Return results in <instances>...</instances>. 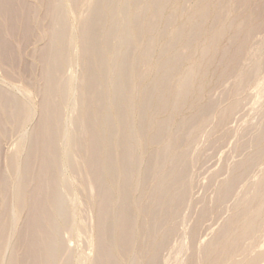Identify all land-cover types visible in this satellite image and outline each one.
Instances as JSON below:
<instances>
[{"label":"bare ground","instance_id":"obj_1","mask_svg":"<svg viewBox=\"0 0 264 264\" xmlns=\"http://www.w3.org/2000/svg\"><path fill=\"white\" fill-rule=\"evenodd\" d=\"M34 1H37L36 10L26 9L34 12L37 22L42 24L45 38V43L34 51L35 58L41 62L38 74L41 117L31 132L24 136L16 134L18 138L11 150L12 161L20 165L16 168L15 200L19 211L26 214L16 235L24 243L27 264H71L72 261L119 264L121 253L130 249L136 251L129 255L128 264H163L162 251L176 233L177 210L184 198L183 192L170 191L167 184L188 149L186 146L175 150L173 136L168 134L169 123L179 110L181 99L190 97V108L200 99L211 65L224 55L225 49L219 45L221 38L237 41V31L243 22L230 21L225 28L212 30L204 37L199 20L205 15L206 0H196L188 13L182 12L183 5L176 0H67L80 30L82 52L88 55L77 96L69 105L67 136V130L60 129L61 104L73 84L72 41L66 9L61 0ZM169 5L171 14L158 28L155 19ZM37 9L41 17L37 16ZM165 31L166 41L157 44L160 58L153 63L151 50L156 42L153 36ZM193 43L196 45L191 49ZM183 49L192 50L188 57L193 61L179 73ZM62 67L64 71L60 74ZM258 69L256 64L253 70ZM251 73L252 70L238 72L233 67L219 76L220 79L232 76L235 82L230 102L222 107L216 105L218 126L227 125L240 108L239 97ZM2 95L0 89V112L14 114L17 117L14 126L23 124L28 111L19 102L3 99ZM55 97H59L57 104L53 102ZM207 110L208 106L200 108L202 113ZM160 115L166 116L160 118ZM207 121L203 117L196 128L202 130ZM188 123L183 127H188ZM60 130L67 137L62 144ZM261 130L253 154L233 168L216 192L219 205H226L235 185L243 182L251 168L264 160V127ZM4 136L1 133L0 138ZM187 138L189 143L194 140L191 134ZM153 145L157 148L145 156V151ZM61 152L65 168L60 161ZM64 169L69 172V178ZM150 171L151 192H145L143 184ZM260 176L243 187L242 192H236L224 229L214 231L203 245L195 244L197 231H191L193 227L189 225L190 241L194 248L201 247L203 264H264V169ZM70 178L80 195V211L75 207L78 192L72 194L75 189L71 188L74 185ZM0 199L6 210L3 181ZM200 200L197 222L201 223L206 208L203 199ZM160 202L166 209L174 210L151 240L154 226L150 221L154 219L155 205ZM74 208L80 217L72 230ZM145 218L150 221L145 222ZM3 229L0 222V238ZM145 240L148 245L142 253ZM74 244L86 255L74 253V257ZM8 264L23 262L17 263L11 254ZM186 264L194 262L190 259Z\"/></svg>","mask_w":264,"mask_h":264},{"label":"rangeland","instance_id":"obj_2","mask_svg":"<svg viewBox=\"0 0 264 264\" xmlns=\"http://www.w3.org/2000/svg\"><path fill=\"white\" fill-rule=\"evenodd\" d=\"M176 1L183 5L182 12L188 13L192 10L196 0ZM61 2L66 9L68 30L72 41L71 62L73 84L71 86L74 90L70 87L69 94L71 95L68 94L65 99L66 101H64L65 103L63 102L61 104V126L63 125V128L60 126V129L67 130L66 132L64 131L67 134L70 131V126L67 127L69 125V116L67 115L69 114V105L77 96L76 93H78L79 83L83 77L88 55L82 52V37L78 24L76 23L75 15L71 11L72 9L67 6L68 1L61 0ZM203 5H206L205 15L199 22L204 37L208 36L212 30L225 28L226 24L230 21H241L243 24L238 28L237 34L239 39H243V41L240 44V42H237L239 39L237 41H228L227 37L221 38L219 45L225 49L224 55L220 60H217L211 65V74L207 82L203 85L204 91L200 99L194 103V107L192 108L189 106L191 102L190 97L184 100L181 99L179 101L180 108L172 115L169 123L168 134L173 136L171 141L173 142L175 150L178 151L186 148V146H188V149L182 164L179 167L177 166L178 168H175L167 184V188L170 191L183 192L184 198L181 206L177 210L179 211V216L176 233L172 238V242L162 251L163 264H186L190 259L193 260L194 264H203L202 258L200 259L202 254L201 247L194 248L195 246H192L189 231H197V233L195 232V244L201 243L202 245L205 241L210 240L212 235L222 231L226 219L232 213L233 204L237 197L236 195L239 194L238 192H242L248 185L259 180L264 169V160L259 164H255L244 181H240L239 184L237 183L235 185L234 193L232 198L229 199V202L223 206L217 203L216 192L219 187L230 177L231 171L235 166H239L253 154L255 151V140L264 127V0H206L203 2ZM27 7H31L30 9L32 11L36 10L37 1L0 0V89L3 92L2 98L12 102H19L29 113L28 118L25 119L23 124L14 126L17 117L12 113L0 112V135L1 133L5 134L3 138H0V183L3 181L6 186V210H4L0 199V222L4 226L3 235L0 238V264H8L11 254H14L17 263L22 261L23 264H27V260L23 255L24 243L22 240L17 239L16 235L17 228L19 229L23 225L26 214L25 212L19 211L15 200L17 183L16 168L18 167L19 169L20 165L18 166L17 162L12 161L11 150L18 138L16 134L24 136L31 132L41 117L40 99L38 95V87L40 84L38 74L40 72L41 62L35 58L34 51L37 47L45 43V38L42 37L43 26L37 22L34 12L30 13L27 11ZM170 11L171 8L169 5L155 19L158 28L161 26L163 19L171 14ZM40 12L37 9L38 17L42 16ZM227 31L229 32V29ZM166 34L167 31L162 34H154L153 36L156 41L151 50V61L153 63L160 58L161 53L159 52L157 44H159L158 42L163 43L166 41ZM195 45L193 43L191 49H194ZM181 51L183 60L179 68V73H183L193 61L188 57L189 52L192 50L183 49ZM256 64L259 65V69L254 71L253 69ZM233 67L238 72L239 70L240 72L252 70V73L242 92L243 97H239L241 100L240 108L238 111H235L236 113L234 112L232 114L227 125L218 126L219 119L218 116L216 117V105L222 107L230 102L234 97L232 95V89L235 82L232 76L226 79H220L219 76L224 70L230 72ZM63 71L64 67L60 69V74ZM53 102L56 104L59 103V97H55ZM204 106H208V110L202 113L200 112V108ZM165 116L160 115V118ZM203 117L207 118L208 121L202 130H198L196 127ZM185 122H189L188 127L187 125L183 127ZM60 132L61 139L59 143L62 144L67 137L63 131L60 130ZM190 134L194 138L191 143H189L190 141L187 138ZM60 147L61 145H59V149ZM156 148L157 145L150 146L145 151V156L148 154L150 156L151 151ZM60 154V157L62 156L60 161L65 168L62 152ZM211 159L214 160L212 161ZM149 165L151 168V159ZM66 171L64 173L65 175L67 173V178H69L70 174ZM70 179L72 180V178ZM151 180L152 175L150 171L145 177L143 184V190L145 192H151V186H149V184L151 185ZM209 180L211 181L209 182ZM72 183L73 185L75 184L73 180L71 185ZM76 187L74 185V188L73 186L71 188L75 189ZM74 191H72V194L78 192V190ZM76 197L74 200L79 201H75V207L78 208V202H81L79 192ZM201 198L205 204L206 214L204 220L200 223L197 222V212L202 204L200 203ZM195 200L196 202H194ZM154 208V219L150 221V218H145V222L150 221L151 225L154 226L153 232L151 231V240L155 237L157 231L162 228V225L165 226L166 218H169L174 210L170 207L166 209L161 202L155 205ZM79 211L74 208L72 230H75L78 223L77 218L80 216H77ZM189 219L191 220L189 221ZM189 225L193 228L190 229ZM147 240L142 243V253L147 248ZM133 251L136 250L130 249L125 252L123 251L120 259H118L119 264H128L129 255ZM72 252L73 256L74 253L77 255L81 252L86 255V252L81 251L75 244L73 245ZM106 258L108 259V256ZM71 264H74V261Z\"/></svg>","mask_w":264,"mask_h":264}]
</instances>
